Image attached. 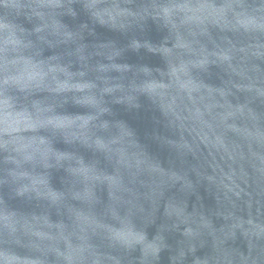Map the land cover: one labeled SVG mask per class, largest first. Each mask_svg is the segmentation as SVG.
Returning a JSON list of instances; mask_svg holds the SVG:
<instances>
[{
    "label": "clouds",
    "instance_id": "clouds-1",
    "mask_svg": "<svg viewBox=\"0 0 264 264\" xmlns=\"http://www.w3.org/2000/svg\"><path fill=\"white\" fill-rule=\"evenodd\" d=\"M74 2L0 0L42 22L28 31L0 18V188L66 209L69 221L46 236L15 219L20 212L0 196V243L27 238L64 264H121L96 250L92 238L101 236L111 247L140 246L151 264L172 248L166 233H178L172 264H264V0H82L94 23L116 31L154 22L162 43L129 45L158 53L154 68L117 63L123 49L114 43L89 54L79 43L88 25L72 31L58 19ZM69 43L77 70L60 54L44 55V45ZM92 55L109 63L93 66ZM105 96L129 109L147 104L167 164L125 122L105 118ZM69 99L91 111L62 112ZM76 145L96 158L87 162ZM53 170L67 174L66 191L52 187ZM0 264L39 262L0 252Z\"/></svg>",
    "mask_w": 264,
    "mask_h": 264
},
{
    "label": "water",
    "instance_id": "water-1",
    "mask_svg": "<svg viewBox=\"0 0 264 264\" xmlns=\"http://www.w3.org/2000/svg\"><path fill=\"white\" fill-rule=\"evenodd\" d=\"M22 3L28 4L30 3V0H22ZM139 3H141V0H136V3L131 5V7H135L136 4ZM69 7L75 11V16L68 12ZM59 11L63 14L60 15L58 19L72 31H81L82 25H88V28L83 30L84 39L79 41V43L87 46L86 51L89 54L102 51L99 48V45L114 43L118 48L123 49L122 55L116 61L117 63L129 64L133 67L146 65L153 68L161 64V57L158 53L150 52L145 47H141L139 50L129 47L133 38L140 40L141 43L144 41H149L153 45H159L162 43L165 33L160 31L156 24L151 20L148 21L143 30L135 29L128 33H124L94 23L90 16L84 11L82 0H75L74 3L67 5L64 9H60ZM0 18L9 22H14L28 31H32L37 25L42 23L39 18L32 15L31 10L28 8L15 10L0 6ZM31 38L35 40L36 36L33 35ZM43 47L45 56L60 54L64 57L65 62H73V70H77L80 67L79 63L76 62L75 55H68L69 52H74L76 47L75 44H61L52 48L44 45ZM89 63L95 66L100 63H109V61H107L103 55H92ZM96 75L97 73L90 72L87 78L95 79ZM110 75L117 76L119 74L113 72L110 73ZM104 99L107 106L112 110V114L105 118L125 122L136 133L137 138L141 143L146 145L154 155L158 156L167 164L170 154L156 139L159 126L156 122L154 112L147 106V104L139 109H129L125 105L114 103L113 96H105ZM61 111L69 115H77L87 114L91 110L87 107L76 105L71 99H69V102L64 105ZM56 147L62 150H71L70 146L65 145L62 142H58ZM75 148L85 157L87 162H91L96 158L93 156V153L86 148L80 147L79 145H76ZM66 175L67 174L62 170H53L51 179L52 187L57 191H66L67 185L64 182ZM52 194L55 195L54 192ZM0 196L3 197L5 205L9 209H14L20 212L15 219H19L29 226L38 228L46 236L55 235V232L58 229V226L62 224V221L65 223L69 222L66 209H58L57 207L50 205L47 200L15 197L11 188L7 184L0 188ZM104 197L106 199V193L104 194ZM191 199L192 202H195L196 198L193 196ZM71 203L78 207L80 206L77 201H71ZM2 211L3 209H0V213H2ZM135 223L138 227L142 226L139 216L135 218ZM160 223L161 221L157 220L156 225L147 228L149 239H152L157 234V226ZM166 235L168 236V244L171 245L172 248L162 249L159 253V258L152 260L151 264H172L171 257L175 254L173 249L176 246V241L180 239V237L178 233H166ZM73 242L76 243L75 240ZM92 243L96 246V250L102 257H107L109 255L114 256L120 260L121 264H143V253L140 246H136L132 249L111 247L109 242L101 236L93 237ZM61 247L63 248V245H61ZM0 252L17 255L21 258L33 259L38 261L39 264H64V262L58 261L55 255L48 249L39 251L30 247L27 238H23L20 243H12L5 240V242L0 243ZM102 264H115V262L103 259Z\"/></svg>",
    "mask_w": 264,
    "mask_h": 264
}]
</instances>
